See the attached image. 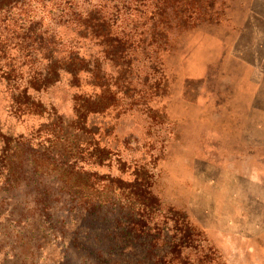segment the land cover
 Instances as JSON below:
<instances>
[{
	"label": "rangeland",
	"instance_id": "1",
	"mask_svg": "<svg viewBox=\"0 0 264 264\" xmlns=\"http://www.w3.org/2000/svg\"><path fill=\"white\" fill-rule=\"evenodd\" d=\"M27 7L23 14L18 8L11 12L17 13L7 53L15 79L10 82L0 76V151L4 142L20 139L28 152L42 158L45 150L61 146L54 144L58 127L50 114L57 111L64 126L75 120L76 105L84 96L95 95L100 84L116 89L121 65L112 56L105 59L97 42L88 44L85 58L103 60L102 79L83 77L80 86H71L62 74L44 90L29 89V102L43 107L36 114L21 116L18 108H25L18 102L25 100L21 90L29 85V77H42V46L15 44L27 30L42 33L52 17L42 11V0H31ZM173 7L178 11L175 3ZM199 7L200 12L185 23H161V16L157 17V34L163 37L158 52L140 53L142 47L136 45L141 69L128 79L132 94L124 97L119 92L117 97L124 100L113 101L90 121L99 128L95 142L108 148L111 159L88 170L132 180L136 171L149 167L157 180L156 195L186 213L219 250L224 264H264V0H199ZM168 10L175 14L170 6ZM126 21L120 20L115 27ZM151 21L147 13L131 22L126 32L132 29L135 35L151 36L147 31ZM58 30L71 43L72 29L59 25ZM15 54L25 59L15 60ZM88 68L89 77L98 73L92 64ZM9 84L19 86L14 95L9 94ZM146 89L148 99L131 109L126 103ZM150 111L164 115L162 129L154 125L150 132ZM74 134H68L70 141ZM152 153L158 156L155 168ZM83 164L87 165L81 161L76 166ZM15 194L25 197L22 188ZM2 226L7 229L5 218H0ZM4 238L0 239V264H21L24 254L17 259L15 252L7 250L16 238ZM62 257L61 249L52 243L38 260L39 264H59Z\"/></svg>",
	"mask_w": 264,
	"mask_h": 264
},
{
	"label": "trees",
	"instance_id": "2",
	"mask_svg": "<svg viewBox=\"0 0 264 264\" xmlns=\"http://www.w3.org/2000/svg\"><path fill=\"white\" fill-rule=\"evenodd\" d=\"M30 2L0 0V67L5 68L0 69L3 70L0 76L3 80L15 79L12 57L8 58L7 53L8 43L13 39L10 38L13 35L10 28L15 22L13 14L19 9L20 14L26 13ZM169 6L175 14L168 10ZM14 8L18 9L12 14ZM42 11L52 14L42 33L27 30L25 37L15 44V47L36 43L42 46V77L36 74L29 77V85L21 90L25 99L18 101L20 106H25L18 108L21 116L36 114L35 110L43 107L40 102H29V89L44 90L48 84L60 80L62 74L68 76L71 86H80L83 77L102 79L99 70L103 60L85 58L84 48L90 43L97 42L105 59L112 56L117 60L121 71L114 81L116 89L103 88L100 84L99 92L84 96L76 105V119L66 126L57 111L50 114L56 117L54 125L58 129L54 144L61 143L59 149L45 150L40 158L28 152V146L20 139L3 143L0 218H5L7 229L0 228V239L10 235L16 238L7 245L8 253L15 252L17 259L24 254L21 264H39L41 251L43 254L47 246L55 243L63 253L59 264H224L219 250L186 213L166 205L156 195L153 188L157 180L152 169L136 171L132 180L101 175L97 169L89 171L111 159L108 148H101L95 142L99 128L90 121L113 101H123L117 97L119 92L124 97L132 94L128 79L141 69L136 45L142 47L140 53L158 52L163 37L157 34V17L161 16V23H185L192 14L200 12L199 0H42ZM147 13L153 19L147 30L151 36L135 35L132 29L126 32L131 22ZM120 20L127 21L124 26L115 27ZM59 25L72 29L74 35L69 44H74L73 47L59 32ZM14 59L25 58L15 54ZM91 64L98 73L89 77ZM9 86L10 95L19 89L13 84ZM149 93L148 89L141 91L132 95L129 103L122 104L137 108L143 99H148ZM14 104L17 103H12L13 107ZM150 113V132L154 125L162 129L164 115L158 111ZM74 132L70 141L67 136ZM54 144L49 147L53 149ZM151 158L155 168L158 156L152 153ZM81 161L87 165L78 168L76 164ZM20 188L24 189L23 199L15 194Z\"/></svg>",
	"mask_w": 264,
	"mask_h": 264
}]
</instances>
